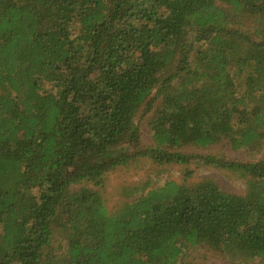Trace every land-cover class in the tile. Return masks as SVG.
<instances>
[{
	"label": "trees",
	"instance_id": "trees-1",
	"mask_svg": "<svg viewBox=\"0 0 264 264\" xmlns=\"http://www.w3.org/2000/svg\"><path fill=\"white\" fill-rule=\"evenodd\" d=\"M224 143L264 144V0H0V264L264 260V157L184 150ZM140 156L245 192L169 181L110 214L83 183Z\"/></svg>",
	"mask_w": 264,
	"mask_h": 264
},
{
	"label": "rangeland",
	"instance_id": "rangeland-1",
	"mask_svg": "<svg viewBox=\"0 0 264 264\" xmlns=\"http://www.w3.org/2000/svg\"><path fill=\"white\" fill-rule=\"evenodd\" d=\"M137 114L135 120L141 131V147L149 144L150 130L148 126L151 114L148 113L142 117ZM188 154L207 155L224 153L229 161L251 162L264 157V144L259 154L251 157L247 152L233 151L226 143L217 145L208 149H198L195 147H185ZM186 170L191 172L190 177L184 179ZM203 178L211 179L221 190L242 195L245 192V180L232 173H226L217 169L203 166V164L180 165H157L146 157H137L132 159L126 166H120L107 172L103 176L101 187H94L91 184L83 185L87 188L97 190L101 194L105 207L110 214H113L125 203H129L148 190L162 186L164 183L173 181L176 184H194ZM140 187L141 191L136 192ZM187 264H231L224 257L212 250L205 248L189 249L185 256ZM250 264H264V260H254Z\"/></svg>",
	"mask_w": 264,
	"mask_h": 264
}]
</instances>
